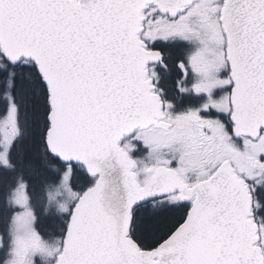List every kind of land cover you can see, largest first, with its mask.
I'll return each mask as SVG.
<instances>
[{
  "label": "snow or ice",
  "instance_id": "obj_1",
  "mask_svg": "<svg viewBox=\"0 0 264 264\" xmlns=\"http://www.w3.org/2000/svg\"><path fill=\"white\" fill-rule=\"evenodd\" d=\"M0 264H264V0H0Z\"/></svg>",
  "mask_w": 264,
  "mask_h": 264
}]
</instances>
